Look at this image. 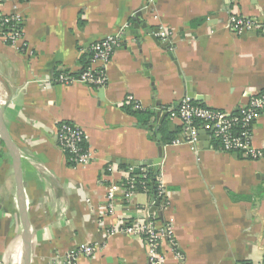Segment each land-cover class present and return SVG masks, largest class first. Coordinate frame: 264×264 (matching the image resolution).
Wrapping results in <instances>:
<instances>
[{
    "label": "crops",
    "instance_id": "1",
    "mask_svg": "<svg viewBox=\"0 0 264 264\" xmlns=\"http://www.w3.org/2000/svg\"><path fill=\"white\" fill-rule=\"evenodd\" d=\"M0 10L23 14L31 52L0 35V106L22 155L31 264H62L82 243L100 249L91 257L79 255L75 264H146L140 237L112 233L141 215L152 197L139 188L128 200L123 179L129 166L111 160L156 159L162 143L124 110L127 96L156 111V132L164 124L165 131L182 126L168 113L160 121L158 113L190 94L203 105L236 111L264 90V33L237 35L228 22L233 14L264 18V0H3ZM163 28L166 40L159 35ZM110 34L122 41L105 86L42 87L40 80L58 69L80 73L91 45ZM62 121L87 129L92 163H69L54 133ZM182 136L181 130L171 143H162L168 205L157 209L156 220L163 225L174 217L176 240V247L167 239L161 247L165 264L261 262L264 156L245 159L214 149L205 129L195 146ZM253 140L264 151V112L254 123ZM112 184L118 186L114 211L102 217ZM21 231L12 158L0 138V260L6 264L18 263Z\"/></svg>",
    "mask_w": 264,
    "mask_h": 264
},
{
    "label": "built area",
    "instance_id": "2",
    "mask_svg": "<svg viewBox=\"0 0 264 264\" xmlns=\"http://www.w3.org/2000/svg\"><path fill=\"white\" fill-rule=\"evenodd\" d=\"M3 0H0V4ZM25 19L18 11L4 12L0 10V35L12 46L23 52H30L28 43L25 40ZM229 29L237 35H244L251 31L264 33V18L249 17L242 15H231L228 22ZM159 35L168 39L169 33L163 28ZM119 34L107 35L104 39L95 42L90 47L89 65L80 73L74 74L65 69L56 70L53 75L40 80L43 88L52 86L54 83L75 84L100 87L107 83V67L111 57L121 43ZM127 103L133 104L134 109L145 110L142 102L134 95H128ZM163 111H167L172 120L182 123L181 140L196 145L199 141L201 129L211 132V137L219 140L218 148L224 152H237L246 159H260L264 156L261 147L255 145L253 140L254 123L264 112V90L252 95L247 101L242 102L236 111L217 109L203 105L191 96L183 97L177 105L163 106ZM55 137L62 150L67 153V159L72 166L88 165L94 161V152L86 143L89 140V132L81 125L73 124L69 121L60 122L55 128ZM136 168H140L137 172ZM112 166L108 165L107 170L112 172ZM149 167L129 166L124 172L123 184L126 189L125 196L132 200L139 188L147 189V175ZM118 186L112 184L108 188L107 199L101 207L102 217L110 216L114 211V201ZM156 200H152L150 205L141 210V215L125 223L121 228L113 229L112 233H125L140 237L147 247L148 260L146 264H165V255L161 251L164 241L176 247L174 238V217H170L168 222L159 225L156 220L158 208H165L168 205V195L166 187L162 181L159 185V193ZM100 249L97 243H82L78 247L70 250L62 261V264H75V259L79 255L91 257ZM178 255H180L178 253ZM6 260H0V264H6ZM264 264V259L259 263Z\"/></svg>",
    "mask_w": 264,
    "mask_h": 264
},
{
    "label": "water",
    "instance_id": "3",
    "mask_svg": "<svg viewBox=\"0 0 264 264\" xmlns=\"http://www.w3.org/2000/svg\"><path fill=\"white\" fill-rule=\"evenodd\" d=\"M143 12L144 11L139 10L137 12V16H141ZM189 96L195 99L193 94H190ZM195 100L200 101V97L197 96ZM158 115L160 116V121H162V119L167 115V111H165L162 115L158 113ZM0 138L5 143V146L7 147L12 158L15 185H16V198H17L19 216L22 226L17 264H31L32 250H33V231L28 215L27 198L24 187L22 155L4 121L3 108L1 106H0ZM158 147H159L158 148L159 156L156 159H152L148 161L146 160L140 161V160L118 157V158H113L111 161L126 166L149 167L151 169L152 167L160 165L164 157V147L162 143L158 142Z\"/></svg>",
    "mask_w": 264,
    "mask_h": 264
},
{
    "label": "trees",
    "instance_id": "4",
    "mask_svg": "<svg viewBox=\"0 0 264 264\" xmlns=\"http://www.w3.org/2000/svg\"><path fill=\"white\" fill-rule=\"evenodd\" d=\"M88 60V57H87ZM89 65V62L86 63L85 67H87ZM124 110L128 113L134 114L136 116L139 117L140 121L142 122V124L148 128L149 132H150V138L158 141L160 140L162 143L164 144H169L171 143L175 137H177V134L183 129V126L179 125L176 126L173 130H168L165 131V124L164 126L160 127L159 131L156 132V111L153 110H139V109H134L133 108V104L131 103H127L124 107ZM159 134H161L159 136ZM220 145L219 140H216L215 138H213L212 140V146L214 148H218ZM246 159V158H245ZM126 167V166H123ZM136 171L139 172L140 168H136ZM161 167L160 165H157L155 167H152L151 169H149L148 171V175H147V192L150 193L152 200H156L158 197V193H159V185H160V181H161ZM143 189V188H142ZM248 263H252L251 261L245 262L244 264H248Z\"/></svg>",
    "mask_w": 264,
    "mask_h": 264
}]
</instances>
